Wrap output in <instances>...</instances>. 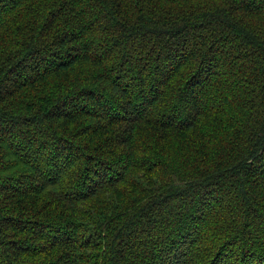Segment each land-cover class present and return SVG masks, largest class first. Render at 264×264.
I'll return each mask as SVG.
<instances>
[{
    "label": "trees",
    "instance_id": "obj_1",
    "mask_svg": "<svg viewBox=\"0 0 264 264\" xmlns=\"http://www.w3.org/2000/svg\"><path fill=\"white\" fill-rule=\"evenodd\" d=\"M0 264H264V0H0Z\"/></svg>",
    "mask_w": 264,
    "mask_h": 264
}]
</instances>
